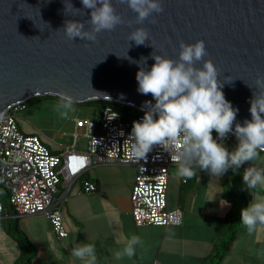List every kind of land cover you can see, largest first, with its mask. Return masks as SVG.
Here are the masks:
<instances>
[{"label": "water", "instance_id": "95a60500", "mask_svg": "<svg viewBox=\"0 0 264 264\" xmlns=\"http://www.w3.org/2000/svg\"><path fill=\"white\" fill-rule=\"evenodd\" d=\"M70 2L83 8L81 0H0V113L62 92L75 103L105 99L143 111L152 96L136 90L138 67L152 65L151 53L177 59L182 41L202 40L204 59L213 62L225 98L239 109L233 123L251 119L249 100L264 91L257 84L264 78V0H162L161 12L139 23L126 0H112L122 23L94 41L64 33L67 19L91 28L90 10H74ZM136 27L149 34L144 44L129 40Z\"/></svg>", "mask_w": 264, "mask_h": 264}, {"label": "crops", "instance_id": "0c3cea01", "mask_svg": "<svg viewBox=\"0 0 264 264\" xmlns=\"http://www.w3.org/2000/svg\"><path fill=\"white\" fill-rule=\"evenodd\" d=\"M76 117L84 118L78 113ZM74 129L75 119L72 118L56 133L57 136H40L52 151L59 152L74 142ZM235 144L236 139L230 142V150ZM86 148L87 139L81 136L74 149L85 151ZM262 158L264 152L260 151L256 160L245 162L235 172L229 169L222 176L201 169L187 182L176 174V165H173L167 193L168 207H181L184 220L181 225L167 226L135 224L131 194L138 172L136 165H92L70 183L61 185L67 237H58L46 214L16 217L8 207L0 217V264H19L21 244L18 236L9 231L11 225H16L36 245L35 264H83L70 254V249L77 243L95 245L94 264H208L206 258L228 215L234 211L240 218L241 208L256 196L264 195V188L248 190L242 181L243 170L248 164L264 168ZM85 180L96 183L98 190L85 192ZM235 230L233 243L217 264H264V224H257L249 233L239 219ZM132 234L139 235L143 244L137 246L131 258L115 259L113 253L121 249Z\"/></svg>", "mask_w": 264, "mask_h": 264}, {"label": "clouds", "instance_id": "9594fccd", "mask_svg": "<svg viewBox=\"0 0 264 264\" xmlns=\"http://www.w3.org/2000/svg\"><path fill=\"white\" fill-rule=\"evenodd\" d=\"M126 3L136 13L138 23L153 12L163 10L162 0H126ZM81 4L83 8H75L71 2L69 6L74 10L89 9L91 28H85L80 20H65L63 30L70 39L80 37L94 41L97 33L122 23L112 0H81ZM63 11L65 13V7ZM148 37L143 27H136L129 33V40L137 45L144 44ZM205 54L204 41H182L177 59L151 53L154 62L150 67H141L134 61L140 65L135 74L136 90L145 95L150 93L152 100L142 103L144 114L139 120L132 121L128 133L127 140L131 141L128 148L133 158H145L153 145H160L175 162L176 174L191 178L197 169L216 176H222L229 169L235 172L245 162L256 160L264 150V91L253 93L249 100L251 119L234 124L239 109L225 98L223 82H218L217 69L210 59H204ZM143 58L145 63L147 57ZM196 61H202V64L196 66ZM257 84L264 85V78L258 77ZM74 103L70 94L62 92L55 110L61 118H68ZM116 115L114 112L111 118ZM229 134L236 138L231 150L224 143ZM242 181L248 190L264 188V168L248 164L243 170ZM240 223L249 233L257 224H264V195L256 196L241 208ZM142 244L141 237L132 234L113 256L117 260L131 258L137 246ZM70 254L83 264H94L96 260L93 243H77L70 249Z\"/></svg>", "mask_w": 264, "mask_h": 264}, {"label": "built area", "instance_id": "2783aa9c", "mask_svg": "<svg viewBox=\"0 0 264 264\" xmlns=\"http://www.w3.org/2000/svg\"><path fill=\"white\" fill-rule=\"evenodd\" d=\"M25 108L26 101L14 105L0 117V217L5 212L7 199L16 217L46 214L58 237L63 239L68 236V231L63 222L65 198L61 195V185L70 183L95 164H133L138 167L131 194L135 224L167 226L183 223V209L168 207L170 169L176 165L170 159V153L160 145H153L140 160L130 154L128 133L132 121L139 120L143 114L125 116L122 109L108 105L99 121L74 117V142L54 152L39 134L21 130L16 113ZM114 112L117 115L111 118ZM81 136L86 137L87 148L76 151L74 146ZM232 136L228 135L225 140L233 141ZM182 179L188 181V178ZM83 189L93 193L98 187L85 180Z\"/></svg>", "mask_w": 264, "mask_h": 264}, {"label": "trees", "instance_id": "16d2710c", "mask_svg": "<svg viewBox=\"0 0 264 264\" xmlns=\"http://www.w3.org/2000/svg\"><path fill=\"white\" fill-rule=\"evenodd\" d=\"M33 98H36L37 100H42V99H47V98L59 99L58 96H54V95L35 96ZM83 103L93 104L98 107V113L96 117L98 121L101 119L103 110L108 105H112V106L122 109L125 116H128V115L137 116V115L144 114V111H141L135 107L128 106V105H122L112 100L94 99V100H89ZM229 135L232 136V134H229ZM232 138H234V140L236 139L235 136H232ZM230 142L231 141L224 140V143L229 149H230ZM8 207H9V203L6 199L5 200V211L8 209ZM239 219H240L239 217H236V214L234 213V211H232L228 215L225 225L221 228L218 234L216 243L214 244L211 254L206 258V262H208V264H217L224 258L226 252L228 251V249L230 248L231 244L233 243L235 239V235H236L235 227ZM9 229L11 233L18 236L17 237L18 241L21 244L22 252L20 255V259H19V264H35L34 257L37 254L36 245L32 241H30L27 235L23 231H21L16 225L14 226L11 225Z\"/></svg>", "mask_w": 264, "mask_h": 264}, {"label": "rangeland", "instance_id": "374dc122", "mask_svg": "<svg viewBox=\"0 0 264 264\" xmlns=\"http://www.w3.org/2000/svg\"><path fill=\"white\" fill-rule=\"evenodd\" d=\"M57 98L37 100L32 98L26 102V108L16 113L18 124L25 133H36L44 137H55L56 133L67 126L70 119L80 116L97 117L98 107L93 104L74 103L68 118H61L55 110ZM214 134V131H213ZM60 136V133L58 134Z\"/></svg>", "mask_w": 264, "mask_h": 264}]
</instances>
